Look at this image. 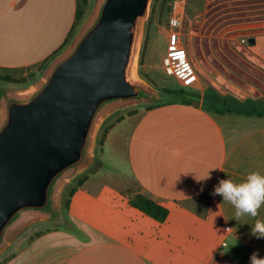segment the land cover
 I'll return each instance as SVG.
<instances>
[{
    "label": "crops",
    "instance_id": "crops-1",
    "mask_svg": "<svg viewBox=\"0 0 264 264\" xmlns=\"http://www.w3.org/2000/svg\"><path fill=\"white\" fill-rule=\"evenodd\" d=\"M78 12L79 0H0L2 81L27 86L40 81L75 29ZM216 48L226 58L217 60V79L230 91L217 87L205 97L208 106L163 102V97L159 106L114 108L113 113L136 106L112 126L101 166L71 198L72 229L19 237L3 253L8 254L3 264H250L252 253L264 257V239L251 236L256 220H264V206L256 217L236 218L232 204L212 195L222 179L243 183L249 173L264 175V117L221 114L213 101V95L264 100L246 83L233 84L240 78L235 71L247 75L242 66L253 65L233 44ZM153 55L146 71L154 81L167 82L163 62L153 64ZM259 60L264 85V59ZM132 181L167 209L166 221L157 222L127 202Z\"/></svg>",
    "mask_w": 264,
    "mask_h": 264
},
{
    "label": "water",
    "instance_id": "water-1",
    "mask_svg": "<svg viewBox=\"0 0 264 264\" xmlns=\"http://www.w3.org/2000/svg\"><path fill=\"white\" fill-rule=\"evenodd\" d=\"M151 3L100 0L45 76L0 102V256L29 225L59 216L65 190L93 164L114 108L162 101L137 75Z\"/></svg>",
    "mask_w": 264,
    "mask_h": 264
},
{
    "label": "rangeland",
    "instance_id": "rangeland-1",
    "mask_svg": "<svg viewBox=\"0 0 264 264\" xmlns=\"http://www.w3.org/2000/svg\"><path fill=\"white\" fill-rule=\"evenodd\" d=\"M99 2L100 0H79L80 20L74 41L94 18ZM177 2L181 5L183 16L181 22L173 26L172 20ZM251 40L255 43L251 44ZM72 44L62 53H65ZM218 44L221 46L235 45L236 53L253 65L252 71L250 68L246 69L242 66V69L252 75L250 78L249 74L247 76L244 73L240 74L238 70L235 71L236 76L240 78L236 79L233 84L239 88L243 83H246L248 90L261 91V94L257 93V96H264V85L259 83L260 77L257 69L260 64L259 59H264V0H187V2L185 0H152L148 18L143 24L137 75L150 89L162 93L165 97L164 102H181L186 96L189 102H204L208 106L205 97L208 94L212 95L213 91L218 89L217 87L221 86L230 91L225 87L226 83H219L218 79L220 78L217 77V60L221 62L226 60L224 55L216 50ZM150 52L154 54L151 58L153 64H157L158 61L163 62L164 73L162 74L166 77L167 82L154 81L146 71ZM169 58L177 61L180 58L187 59L190 66L189 73L181 68H174V72L170 73L168 66L166 67V59ZM52 64L46 66L44 72H47ZM225 71L227 72V70ZM224 77L226 80H230L227 76L224 75ZM260 86L262 90H260ZM28 87L30 86L21 82L5 83L0 78V102L3 101L4 96ZM249 93L251 96H255L251 91ZM140 104L143 108H149L158 103L142 102ZM133 108L136 106L119 109L106 119L99 131L93 164L78 177L91 175L99 169L102 151L101 140L105 132L120 121L124 115L127 116L132 112ZM71 188L69 187L61 198L60 212L56 219H40L29 225L19 237L34 238L39 233L57 229L71 230L66 209V202L70 200ZM126 191L125 199L132 207L138 197H146L134 181L128 182ZM153 219L162 222L161 219ZM18 239L16 244L20 242ZM7 255L0 256V264H3Z\"/></svg>",
    "mask_w": 264,
    "mask_h": 264
},
{
    "label": "clouds",
    "instance_id": "clouds-1",
    "mask_svg": "<svg viewBox=\"0 0 264 264\" xmlns=\"http://www.w3.org/2000/svg\"><path fill=\"white\" fill-rule=\"evenodd\" d=\"M209 177L210 175L198 181H204ZM212 195H220L224 201L232 204L236 209V218L243 215L256 217L258 210L264 206V175L259 172L249 173L243 183H235L230 178L222 179L215 186ZM251 236L264 239V220H256L251 228ZM250 264H264V257L254 252L250 256Z\"/></svg>",
    "mask_w": 264,
    "mask_h": 264
},
{
    "label": "trees",
    "instance_id": "trees-1",
    "mask_svg": "<svg viewBox=\"0 0 264 264\" xmlns=\"http://www.w3.org/2000/svg\"><path fill=\"white\" fill-rule=\"evenodd\" d=\"M79 20H80V13L78 12L77 24L75 26V29L73 30V32H71L69 38L67 39V41L65 43V46L62 48L60 53H62L64 50H66V48H68L72 44L74 39L76 38L77 25H78ZM58 55L59 54L54 56L48 62L47 66L50 65L51 62H53L56 59V57H58ZM8 81H11V80L8 78ZM184 97L185 98L182 101H185V102L189 101L186 98V96H184ZM182 99H183V97H182ZM164 100H165V98L163 99V102H164ZM208 101H209V103H211L212 97L209 98ZM213 101H214V105L216 104L219 107L221 114H225V112H228V113L234 112L237 115H242V116L264 117V100L239 102V101L233 100V99H222L221 97H217V96L213 95ZM163 102L160 104H156V106L163 104ZM110 130H111V128L105 132L103 139L101 140L102 148L105 145L106 138H107V135H108ZM100 166H101V163L99 164V167ZM77 177H75L72 180L71 184H69V186L67 187V189L69 187H72L71 191L69 193L70 200L68 202H66V209L67 210H69V208H70L71 198L75 195V193L78 191V189L81 188L86 183V181L89 180L90 175L84 176V177H78V178ZM67 189L65 191H67ZM133 206L135 208H138L140 211H142L143 213H145L146 215H148L152 218L161 219L162 222L167 220V217L169 214L166 208L157 204L155 201L148 199L147 197H138L136 199L135 203L133 204Z\"/></svg>",
    "mask_w": 264,
    "mask_h": 264
},
{
    "label": "built area",
    "instance_id": "built-area-1",
    "mask_svg": "<svg viewBox=\"0 0 264 264\" xmlns=\"http://www.w3.org/2000/svg\"><path fill=\"white\" fill-rule=\"evenodd\" d=\"M184 1V0H183ZM181 5L179 2L176 3V6H175V9H174V17H173V20H172V25L173 26H176L178 25L180 22H181V19H182V16H183V13L181 11ZM168 66V70L170 73H173V69L175 68H181L183 71H185L186 73H189V64L187 62V59H181L180 60H176V59H173V58H169V59H166V67Z\"/></svg>",
    "mask_w": 264,
    "mask_h": 264
}]
</instances>
